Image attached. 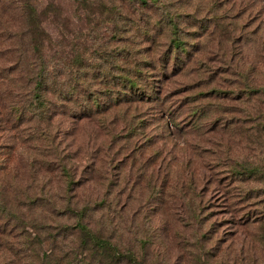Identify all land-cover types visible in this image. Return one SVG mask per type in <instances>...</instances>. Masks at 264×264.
I'll list each match as a JSON object with an SVG mask.
<instances>
[{
	"label": "rangeland",
	"instance_id": "rangeland-1",
	"mask_svg": "<svg viewBox=\"0 0 264 264\" xmlns=\"http://www.w3.org/2000/svg\"><path fill=\"white\" fill-rule=\"evenodd\" d=\"M106 1L120 7L118 28L128 30L117 35L131 62L126 68L134 69L137 61L168 67L163 74L158 68L148 71L160 78L157 102L116 106L91 119L63 118L51 135L53 145L41 139L46 147H57L77 182L69 197L60 173L52 175L49 191L63 194L56 205L68 199L79 202L80 210L106 201L102 211L87 209L84 218L124 254L119 264H163L167 248L168 258L178 264L177 256L193 259L195 253L208 264H217L220 257V264H226V256L228 264H263L261 243L251 242L260 229L256 223L245 225L243 217L264 213V182L244 180L247 168L264 164V0ZM59 2L57 9H65L70 26L77 18L80 29L85 21L91 24L82 36L97 37L104 30L106 13L81 23L87 2ZM169 18L190 44L188 61L183 57L175 66L172 59H163L173 36ZM168 111L174 112L175 123L165 124ZM24 135L19 137L28 140L25 150V145L11 149L17 174L25 153L38 156V147H32L39 142ZM47 152L55 159L54 151ZM44 212L47 229L32 233L33 243L45 238L57 243L51 252L56 256L82 252L85 237L75 227L57 231L59 223L74 224L72 213ZM20 239L8 242L12 253L15 244L18 257L2 250L0 264H16L23 252L30 254ZM28 258L17 263H34Z\"/></svg>",
	"mask_w": 264,
	"mask_h": 264
},
{
	"label": "trees",
	"instance_id": "trees-1",
	"mask_svg": "<svg viewBox=\"0 0 264 264\" xmlns=\"http://www.w3.org/2000/svg\"><path fill=\"white\" fill-rule=\"evenodd\" d=\"M59 1L0 0V256L5 250L13 257H18L15 244L12 253L8 242H17L21 238L24 251L30 252H23L21 256L32 257L30 261L34 263L31 264H49V259L53 261L51 264H60V259H67V264H119L124 262V254L109 236L97 231L84 218L87 209L93 212L99 208L98 211H102L104 207L101 204L106 201H94L92 205L81 206L79 210V202L71 203L65 198L66 204L57 206V199L62 201L63 194L49 191L51 178L56 177L52 175L60 173L64 182L63 192L69 197L77 182L66 161L57 154V147H46L41 139L47 138L48 143L53 145L51 135L56 132L63 118L91 119L112 111L116 106L133 102H157L155 87H159L156 83L160 78L153 74L156 72L148 71L158 68V63L147 62L145 66L143 63L146 61H137L133 63L134 69L126 68L131 62L127 59L128 53L119 45L117 35L128 30L118 28L119 6L106 0H99L98 4L90 0H70L84 5L87 2V8L81 12V23L85 18L94 19L96 14L99 13L97 17H100L106 13L104 30L98 32L97 37L88 38L82 36V32L91 24L85 21L87 26L80 29L77 18L74 27L70 26L65 9H57ZM139 1L144 3L143 0ZM168 22L169 32L173 36L163 59H172V65L175 66V62L182 61L183 57L188 61L190 44L181 38L182 30L177 22L171 18ZM148 52L146 48L145 54ZM138 53H142L140 48ZM159 65L158 72L163 74L168 65ZM167 115L170 118L165 124L167 121L175 123L174 112L168 111ZM22 132H25L24 138L39 142L32 147H38V156L25 153V162L19 163L17 174L11 149L13 152L16 147L25 145L24 150L27 147L28 140L19 137ZM47 149L54 151L55 159ZM246 173L245 177L243 174L244 180L264 182V164L251 166ZM252 191L248 190L245 200ZM35 210L40 213L35 214ZM44 211L51 215L72 213L71 217L76 219L74 224L59 223L57 231L75 227L85 237L82 252L71 250L58 252L56 256L51 254L57 243L49 244L46 238L33 243L34 236L30 238V235L47 229L48 224L44 222L49 219ZM193 217L199 222L197 213ZM252 217L249 212L243 217L245 225L256 223L260 229L256 239L255 234L250 232L254 238H251V242L254 245L258 241L264 249V213L253 217L255 220H251ZM205 236L200 235L199 238ZM34 244L37 246L28 247ZM167 251L163 264H178L168 258ZM195 254L193 259L177 256L181 261L179 264H208V260L200 262L199 253ZM225 259L223 261L228 264V256ZM217 260V264L222 263L221 257ZM261 262L264 264V259ZM143 263L147 264V261Z\"/></svg>",
	"mask_w": 264,
	"mask_h": 264
}]
</instances>
